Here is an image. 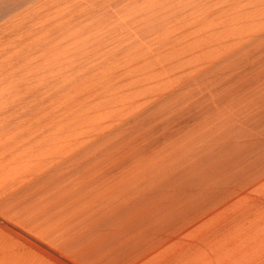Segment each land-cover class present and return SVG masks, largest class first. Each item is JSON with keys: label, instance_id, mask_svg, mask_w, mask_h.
<instances>
[{"label": "rangeland", "instance_id": "1", "mask_svg": "<svg viewBox=\"0 0 264 264\" xmlns=\"http://www.w3.org/2000/svg\"><path fill=\"white\" fill-rule=\"evenodd\" d=\"M259 102L264 0H0L13 161L112 162L94 151L113 146L152 168L173 137L236 128Z\"/></svg>", "mask_w": 264, "mask_h": 264}, {"label": "crops", "instance_id": "2", "mask_svg": "<svg viewBox=\"0 0 264 264\" xmlns=\"http://www.w3.org/2000/svg\"><path fill=\"white\" fill-rule=\"evenodd\" d=\"M253 106L236 128L173 137L152 168L113 146L94 151L112 162L48 168L0 148V264H264V102Z\"/></svg>", "mask_w": 264, "mask_h": 264}]
</instances>
